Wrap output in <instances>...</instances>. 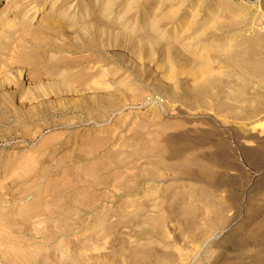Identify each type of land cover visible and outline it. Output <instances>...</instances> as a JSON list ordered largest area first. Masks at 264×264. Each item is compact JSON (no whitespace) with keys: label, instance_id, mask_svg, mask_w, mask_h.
<instances>
[{"label":"rangeland","instance_id":"1","mask_svg":"<svg viewBox=\"0 0 264 264\" xmlns=\"http://www.w3.org/2000/svg\"><path fill=\"white\" fill-rule=\"evenodd\" d=\"M107 1L0 0V264H264V116L246 114L264 107V79L214 50L204 84L147 59L180 41L149 28L178 10L184 24L198 16L184 39L205 43L190 54L232 46L264 67V0L261 15L208 19L217 0L159 14L164 0L144 1L150 21L135 30L120 21L130 1L104 13ZM212 24L221 30L202 35Z\"/></svg>","mask_w":264,"mask_h":264},{"label":"bare ground","instance_id":"2","mask_svg":"<svg viewBox=\"0 0 264 264\" xmlns=\"http://www.w3.org/2000/svg\"><path fill=\"white\" fill-rule=\"evenodd\" d=\"M101 0H90V3L89 4H86V3H83L82 5H81V7H84V9H85V7H88V6H92V7H95V6H97L98 5V3L100 2ZM120 1L121 0H108L107 2H106V4H105V6L103 7V12L105 13V12H111V11H113L112 9L115 7V5H117V4H119L120 3ZM130 1V5H129V7H128V9L126 10V12L124 13V15L123 16H121V18H120V21H123V20H126L127 19V17H128V22H130L133 18H135L136 19V21H135V27H134V30L135 29H137L138 27H139V25L140 24H142V23H145V22H149L150 21V19H148L147 20V18H148V12H149V10L150 9H152V7H149V10H147V9H144L145 7H143L141 10H143V11H139V7L142 5V3H144V1L146 2L145 4H148V3H151L152 2V0H129ZM175 1H177V0H164L163 2H161L157 7H156V10L157 11H155V13L157 14H159V12L162 10V7L163 6H165L166 4H172L173 2H175ZM127 2V1H126ZM236 1L235 0H217L216 2H215V4L213 5V7H212V9H210L208 12H207V14H208V16L206 17V19H208V18H212V16H217V15H220V14H222L223 12H235V13H245V12H248V11H250L252 8V6L254 7L256 4H259L260 3V0H244V4L243 5H238L237 3H235ZM184 3H186V0L185 1H183V4ZM35 4V3H34ZM201 4V3H200ZM99 6H100V4H99ZM181 7H183V6H181ZM32 8V7H31ZM27 9V10H25L24 12H23V15H24V17L25 18H31L32 20H34L37 16H36V11L34 10V9ZM260 5H256V9H257V15H261V13H260ZM249 9V10H248ZM136 11L137 10V12H136V15L134 14V16L133 15H131V16H129L130 15V13L132 12V11ZM201 11V8H198L197 9V13L198 12H200ZM141 12L143 13V18H144V21L143 22H141L140 21V18H141ZM179 12L180 11H170L169 12V14H168V17H166V18H164V19H158L159 17H151L152 18V20L150 21V25H149V28L151 29V30H154V31H156V30H160L161 29V27H163L164 26V28H166L167 29V31H166V33L164 34V35H166V34H168L169 33V31H171V36L172 37H175V36H178L177 34H178V32L181 30L182 31V33H183V35L181 36V38H180V41H178L177 43L176 42H174V43H166L167 45L168 44H172L171 46H169V47H167V45H166V47L165 48H163L162 50H161V52L160 53H158L156 50V48H158V47H154V49H152V48H150V49H148L149 50V52L147 51V59L148 60H150V62H152V61H154V60H156V57H157V55L158 54H160V56H161V64H163V65H165V66H167L168 67V69H169V71L173 74V72H174V70H175V68H176V66H177V64L178 65H180L181 67H184V69L186 70L185 71V73H188V74H190L191 75V78H194V77H196L197 78V83L198 84H204L206 81H209V79L211 78V74H212V72H211V67H212V59H211V57H210V54H211V51H215L216 53H217V55H218V57H225V59L227 60V61H229L233 66H235V67H238V68H240L241 69V71L242 72H244L246 75H247V71H248V73L251 75V76H256V75H258L260 78H263L264 79V70L262 69V68H264V67H261L260 66V60H256V61H254V62H252L251 60L252 59H245L244 60V58L242 59V58H240V55L242 54V52H241V54L238 52H234V51H232V46H231V49L230 48H228V49H222V48H210V49H202V50H200L199 51V55L198 56H194V54L192 55V54H190V50H192L194 53H196V51L199 49V47L201 48V46L202 45H204V43L205 42H200V43H198V42H193V41H189V39H184V34L185 33H188V32H190V29H191V27H194L195 26V19H196V17H198V16H196V15H193V18H191V20L189 21V23L188 24H184V20H182L181 22H179ZM10 13H12V11H10L9 12V14ZM90 13V11H83V12H81V15L82 16H84L85 15V17H86V15H88ZM8 14V13H7ZM43 16H42V18L44 19V18H47L48 16H49V14L48 13H45V12H42L41 13ZM111 14V13H110ZM201 16V15H200ZM39 17V16H38ZM163 20H167L169 23H167L166 24V22H165V25H164V23H163ZM134 22V21H133ZM208 27V26H207ZM98 28V27H97ZM109 28V27H108ZM148 28V27H147ZM117 29H119V27H117ZM96 30V29H95ZM108 30V29H107ZM210 30H221V27H219L217 24H212L209 28H204L202 31H203V33H202V35H209V33H211V31ZM119 31H120V29H119ZM118 31V32H119ZM122 31V30H121ZM120 31V32H121ZM59 32V31H58ZM102 33L104 32V30H102L101 31ZM111 31L109 30V33H110ZM116 33L115 35H113V36H115L116 38H118L119 36L121 37V36H123V38L125 39V41L124 42H126V43H128V44H131V46H133V47H137V44L138 43H141V42H139V40H142V39H139L138 41H136V38H138V37H140V36H136V38L135 37H133V35H129V33H128V35H126V34H121L122 32L123 33H127L126 31L124 32V31H122L121 33ZM112 33H114L113 31H112ZM111 34V33H110ZM108 35V36H112V35ZM112 36V37H113ZM144 37V36H143ZM146 37H148V36H146ZM202 37H204V36H202ZM217 37V36H216ZM211 38V37H210ZM114 39V38H113ZM147 39V38H146ZM117 40V39H116ZM156 40V39H155ZM195 41H196V39H195ZM199 41V40H198ZM119 42V41H118ZM121 42V41H120ZM146 42V41H145ZM148 42V41H147ZM147 42H146V44H147ZM154 42H156V41H154ZM170 42V41H169ZM173 42V41H172ZM217 41L215 40V39H213V38H211L209 41H208V46L209 45H212V44H215ZM230 42V41H229ZM144 43V42H143ZM148 43H151V42H148ZM158 43V42H157ZM157 43H156V45H157ZM163 43V42H162ZM207 43V42H206ZM145 44V46H148V45H146ZM153 44V43H152ZM159 44V43H158ZM161 44V43H160ZM159 44V45H160ZM127 45V44H126ZM140 46H141V44H140ZM138 47H139V44H138ZM143 47V46H142ZM141 47V48H142ZM124 48V47H123ZM126 48V47H125ZM236 48V47H235ZM146 49V48H145ZM172 50H174L175 52L174 53H172ZM127 51V50H126ZM143 51V49L141 50V51H139L138 50V54L137 53H134L135 52V50L133 51V54H132V52H131V54L132 55H134V58L136 57V59H141L142 60V55L143 54H141V52ZM244 51V50H243ZM146 52V51H145ZM245 52V51H244ZM243 52V54L245 55V53ZM143 53V52H142ZM249 53H251V52H249ZM242 54V55H243ZM247 54H248V51H247ZM252 54V53H251ZM255 54V53H254ZM241 55V56H242ZM243 55V56H244ZM258 55V54H257ZM248 56V55H247ZM250 56V55H249ZM256 56V55H255ZM213 57V56H212ZM215 58V57H214ZM213 58V59H214ZM250 58H252V57H250ZM259 58V57H258ZM135 59V60H136ZM216 60V59H215ZM254 60H255V58H254ZM263 60V59H262ZM157 61V60H156ZM156 61H155V64H156ZM141 61H139V63H140ZM215 62V61H214ZM224 62V61H223ZM138 63V62H137ZM220 63V62H219ZM141 64V63H140ZM143 64V63H142ZM215 63H213V65H214ZM222 64V63H221ZM259 65V66H257V67H255L254 69H253V67H251L252 65ZM223 65V64H222ZM143 66V65H142ZM224 66H227V65H224ZM180 67V68H181ZM229 67V66H228ZM227 67V68H228ZM232 67V66H231ZM213 68V67H212ZM159 69V68H158ZM178 69V68H177ZM229 69H231V68H229ZM239 69V70H240ZM234 70V69H233ZM232 70V71H233ZM236 70V69H235ZM238 70V69H237ZM167 71V70H166ZM215 71V70H214ZM213 71V72H214ZM240 72V71H239ZM215 74V73H214ZM219 74V73H218ZM187 75V74H186ZM213 75V74H212ZM215 75H217V74H215ZM235 75V74H234ZM240 75V74H239ZM243 75V74H242ZM192 76H194V77H192ZM236 76V75H235ZM238 76V75H237ZM249 76V75H248ZM219 77V76H218ZM258 77V78H259ZM189 78V77H188ZM216 78V77H215ZM250 78H252V77H250ZM254 78V77H253ZM190 79V78H189ZM256 79V78H255ZM218 80V79H217ZM222 80V79H221ZM247 80V79H246ZM257 80V79H256ZM159 82L161 83V84H163V86L165 85V84H167V81H166V79L164 78V77H161L160 79H159ZM169 82L171 83V81L169 80ZM168 82V83H169ZM218 82V81H217ZM220 82V81H219ZM222 82V81H221ZM159 83V85H161ZM244 83V82H243ZM260 83V82H259ZM262 83V82H261ZM193 84V83H192ZM210 84V83H209ZM216 84V83H215ZM214 84V85H215ZM220 84V83H219ZM241 84V83H240ZM246 84V83H245ZM95 85H97V84H95ZM169 85V84H168ZM189 85H191V84H189ZM194 85V84H193ZM213 85V84H212ZM221 85V84H220ZM167 86V85H166ZM170 86V85H169ZM216 86V85H215ZM241 86H243V85H241ZM245 86H247V85H245ZM188 87V86H187ZM193 87V86H192ZM97 91H96V96L97 97H103V99L104 98H106V97H108L107 95H104V90H106L107 89V86H106V83L105 84H101V83H98V85L96 86V88H95ZM95 89H94V91H95ZM109 89V88H108ZM190 89H191V87H190ZM110 90V89H109ZM107 92H108V90H107ZM204 91H202V93H203ZM74 93V92H73ZM257 93V92H256ZM94 94V93H93ZM108 95H109V93H108ZM111 95V94H110ZM198 95H201V94H198ZM244 95V94H243ZM112 96V95H111ZM78 98V97H77ZM109 98V97H108ZM112 98H113V96H112ZM26 99H29V97L27 96L26 97ZM114 99V98H113ZM255 99V98H254ZM109 100V99H108ZM263 101V100H262ZM239 103V102H238ZM246 103V102H245ZM264 103V102H263ZM251 105V104H250ZM263 104H261V106H262ZM243 111V110H242ZM247 112V111H246ZM245 112V113H246ZM244 113V114H245ZM249 113V114H248ZM248 113H246L247 115H253V117L251 116V117H249V118H255L256 119V117H258L259 118V115H261V113H263V116H264V107H262V108H257L256 110H251V111H249ZM245 116V115H244ZM262 117V116H261ZM258 121V120H257ZM259 121H260V119H259ZM263 123L262 124H264V120L262 121ZM252 124H256L255 123V121H254V123H252ZM258 124V123H257ZM256 124V125H257ZM255 125V126H256ZM261 126V125H260ZM38 205H40V204H38ZM39 215L38 214H36V212L35 211H33L32 212V214L30 215V216H28L27 218L28 219H32V218H37ZM20 224V223H19ZM13 226H15L14 224H13ZM18 226V225H17ZM45 231V230H44ZM46 233H43V234H48V229H47V231H45ZM63 254V253H62ZM65 254V253H64ZM62 257V256H61Z\"/></svg>","mask_w":264,"mask_h":264}]
</instances>
